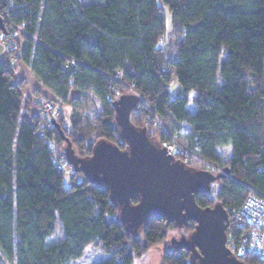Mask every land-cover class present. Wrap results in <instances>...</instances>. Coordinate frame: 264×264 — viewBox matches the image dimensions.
<instances>
[{"label":"trees","instance_id":"16d2710c","mask_svg":"<svg viewBox=\"0 0 264 264\" xmlns=\"http://www.w3.org/2000/svg\"><path fill=\"white\" fill-rule=\"evenodd\" d=\"M7 9V24L23 37L15 49L19 62L52 98L75 106L92 94L101 111L93 119L73 112L70 130L60 118L48 128L36 112L42 102L26 96L9 53L0 62V264H74L90 246L108 255L98 264H134L178 229L151 218L140 234H130L105 186L82 173L66 184L56 164L52 146L64 144L56 125L80 158L89 157L98 140L125 148L113 103L128 90L140 98L135 126L152 137L160 124L157 143L168 140L164 127L225 172L217 200L229 215L242 205L247 187L264 193V0L0 2V13ZM168 33L170 52L162 45ZM172 80L181 95L172 97ZM34 96L41 97L40 90ZM196 200L202 208L215 205L208 193ZM195 226L183 229L191 234ZM163 263L191 264L190 253L165 251Z\"/></svg>","mask_w":264,"mask_h":264},{"label":"water","instance_id":"95a60500","mask_svg":"<svg viewBox=\"0 0 264 264\" xmlns=\"http://www.w3.org/2000/svg\"><path fill=\"white\" fill-rule=\"evenodd\" d=\"M0 29L5 32L2 22ZM139 101L132 94L122 95L113 103L118 134L125 149L100 140L89 157L80 158L60 125H56L66 145V161L75 173H82L94 185L107 188L130 234H140L151 218L165 219L178 229L194 222L195 230L187 238L172 241L176 249L190 253L191 264H244L232 257L226 246L227 210L222 204L202 208L196 200L198 194L208 193L212 183L226 174L197 170L168 155L147 129L132 122ZM135 200L137 203H133Z\"/></svg>","mask_w":264,"mask_h":264},{"label":"built area","instance_id":"2783aa9c","mask_svg":"<svg viewBox=\"0 0 264 264\" xmlns=\"http://www.w3.org/2000/svg\"><path fill=\"white\" fill-rule=\"evenodd\" d=\"M0 2L7 3L10 2V0H0ZM9 11L10 10L7 9L5 12L3 11L0 13V18L5 23L8 22L6 15ZM6 29L10 32H5V34L1 36L2 40L10 41V36L13 37L16 34H21V30L16 28L12 23H8ZM4 48L7 52L11 50L8 45H5ZM11 60L14 61V58ZM117 76L122 78L121 73H117ZM37 114L44 119L46 118L48 120L46 127L51 128L53 126L52 122L49 121L50 117L58 116L60 111L56 103L48 101L43 103L42 108L38 109ZM163 130L168 135V140L163 144L168 155L176 159L180 157L183 159L184 163L196 159L204 165V168H209L217 173L225 175L224 171L202 161L196 154L191 153L187 147L180 142L177 133L173 134L164 127ZM44 135L45 131L41 132V136ZM52 150L56 154L54 145L52 146ZM56 157V164H58L61 172L64 175L72 176L75 171L66 161L65 154L61 156L56 155ZM226 234V246L232 257L241 262L247 258H255L264 261V193L247 187V195L242 205L237 211H233L231 215H229V226Z\"/></svg>","mask_w":264,"mask_h":264},{"label":"rangeland","instance_id":"374dc122","mask_svg":"<svg viewBox=\"0 0 264 264\" xmlns=\"http://www.w3.org/2000/svg\"><path fill=\"white\" fill-rule=\"evenodd\" d=\"M83 1L88 3L91 0H83ZM165 12H166V16H167V28L170 29L171 28V16H170L169 12L167 11V9H165ZM1 21H2V19H1ZM6 24L7 23L3 22V25L5 27V32L7 33L8 30L6 29V27H7ZM5 32L0 29V44L2 45L3 52L5 54L9 53L11 59L14 58V61H12V66L14 67L15 74L18 75L19 73H21V69H20L21 66L20 65L22 63L19 62V60H18L19 52L16 50H18V47L23 42V37L20 34H16L13 37L10 36V39H9L10 41L2 40L1 36L4 35ZM172 43H173L172 34L168 33V36L165 38V41L162 44V45H164L167 52H170ZM5 45H8L11 48V50L12 49H14V50L16 49V50L11 54V50L10 51L8 50L9 52H7L5 50V48H4ZM24 83H25V94H26V82L24 81ZM169 89H170L172 97H176V96H179L182 94V92L178 88V84L175 80H172V83L170 84ZM132 94H135V93L131 90H128L125 92L124 95H132ZM76 95L77 94H75V93L73 94V96H76ZM48 101H52V102L56 103L57 108L60 111V114L58 116L50 117L49 121L54 123V119L60 118L63 121V126L67 130H70L72 127L71 118H72L73 112L78 117H80L82 119H89V118L93 119L94 116L96 114H99V112L101 111V105H100L99 100L96 99L92 94H87V95L81 96V102L75 106L71 105L70 103L63 104V103H61L60 100H54L52 97H48L46 99H43L42 104L40 105L39 109L42 108V105L44 102H48ZM46 124H47V122L45 123V125ZM158 126H161V125L156 124V127L151 129L152 137L156 142L160 141L159 140L160 139V133H159V129H158L159 127ZM99 141L100 140H98L97 142H99ZM161 146L164 147V145H161ZM65 147H66V145L64 143L62 145V147L56 149V155L61 156L62 154H65ZM75 151H76V149H75ZM76 154H77V151H76ZM223 154L227 155V151L223 152ZM177 160L183 161V159H181L180 157H177ZM188 163H191V167H193L197 170H201L200 168H204V165L200 161H197L196 159H193ZM213 174L218 175L220 173L216 172ZM64 176H65L64 181L67 184L69 181L68 178H70L71 176H69V175H64ZM219 189H220V181H217V182L212 183L211 188L208 191L209 196L215 200V205L221 204L217 200V193H218ZM189 235H190V233L186 229L175 228L174 230H171L167 234V237H166L164 242L150 247L143 256L135 259L134 264H164L163 263L164 252L165 251L173 252V251L177 250L176 249L177 245L175 243H173L172 240L173 239L180 240L181 238H187ZM57 238H58V233L56 235H54L52 241L57 240ZM107 258H108V255L106 253H104L99 247L90 246V247L86 248V250L84 251L83 257L80 260L76 261L74 264H98V263L105 261Z\"/></svg>","mask_w":264,"mask_h":264},{"label":"crops","instance_id":"0c3cea01","mask_svg":"<svg viewBox=\"0 0 264 264\" xmlns=\"http://www.w3.org/2000/svg\"><path fill=\"white\" fill-rule=\"evenodd\" d=\"M5 55L6 54L3 52L2 45L0 44V62L4 61ZM20 66H21L20 67L21 73H19L18 75L16 74V78L19 81H25L26 82V96L33 103H37L39 101L42 102L44 97H46V98L52 97L51 93L48 90L44 89L42 87V85L39 83V81L35 78V76L31 72L30 68H28L23 63ZM37 90H40L41 97L36 98L34 96V92L37 91ZM38 109H37L36 112H38ZM32 112H35V109H33Z\"/></svg>","mask_w":264,"mask_h":264},{"label":"flooded vegetation","instance_id":"af4514ba","mask_svg":"<svg viewBox=\"0 0 264 264\" xmlns=\"http://www.w3.org/2000/svg\"><path fill=\"white\" fill-rule=\"evenodd\" d=\"M175 239H173L172 241H174Z\"/></svg>","mask_w":264,"mask_h":264}]
</instances>
